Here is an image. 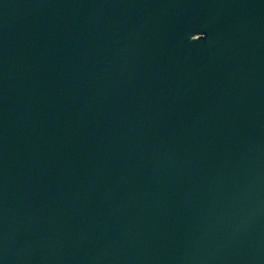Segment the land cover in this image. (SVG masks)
Segmentation results:
<instances>
[{
    "label": "water",
    "instance_id": "95a60500",
    "mask_svg": "<svg viewBox=\"0 0 264 264\" xmlns=\"http://www.w3.org/2000/svg\"><path fill=\"white\" fill-rule=\"evenodd\" d=\"M0 264H264V0H0Z\"/></svg>",
    "mask_w": 264,
    "mask_h": 264
}]
</instances>
